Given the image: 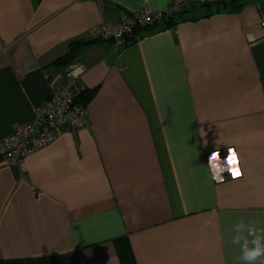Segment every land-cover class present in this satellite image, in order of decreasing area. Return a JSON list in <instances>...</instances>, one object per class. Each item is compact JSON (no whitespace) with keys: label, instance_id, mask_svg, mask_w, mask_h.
<instances>
[{"label":"crops","instance_id":"1","mask_svg":"<svg viewBox=\"0 0 264 264\" xmlns=\"http://www.w3.org/2000/svg\"><path fill=\"white\" fill-rule=\"evenodd\" d=\"M173 1L0 0V141L35 119L73 50L95 91L89 128L0 166V260L237 264L232 226L264 228V0L187 8L127 45L91 34ZM216 141L238 152V180H211Z\"/></svg>","mask_w":264,"mask_h":264},{"label":"built area","instance_id":"2","mask_svg":"<svg viewBox=\"0 0 264 264\" xmlns=\"http://www.w3.org/2000/svg\"><path fill=\"white\" fill-rule=\"evenodd\" d=\"M225 1L175 0L165 11L154 10L146 2L141 11L98 25L91 34L98 41L112 42L115 46L127 45L139 30L161 29L169 15H177L193 6L215 5ZM260 27L264 29V16ZM85 74V66L77 60L67 66L62 85L51 87V96L37 108L35 119L31 123L18 125L0 141V166L19 167L27 158L53 144L63 132L90 127L89 104L82 102L86 89L81 80ZM46 78L49 80V77Z\"/></svg>","mask_w":264,"mask_h":264},{"label":"clouds","instance_id":"3","mask_svg":"<svg viewBox=\"0 0 264 264\" xmlns=\"http://www.w3.org/2000/svg\"><path fill=\"white\" fill-rule=\"evenodd\" d=\"M200 135L203 136L202 131ZM216 144V149L211 152L207 160L211 180L217 184H223L225 173L232 181L238 180L244 172L235 147L229 146L227 141L223 143L216 141ZM221 144L228 145L226 155L223 157L219 147ZM230 231L233 233L230 237L231 244L239 248L237 264H264V228H257L255 221L246 223L241 218Z\"/></svg>","mask_w":264,"mask_h":264},{"label":"trees","instance_id":"4","mask_svg":"<svg viewBox=\"0 0 264 264\" xmlns=\"http://www.w3.org/2000/svg\"><path fill=\"white\" fill-rule=\"evenodd\" d=\"M235 1L236 0H227L221 4L202 5V6H193V7L194 8L195 7H202L204 9L208 10L207 15H210L211 14V8H218L217 11H219V9H221L222 6H224V8H225L228 4H233ZM182 12H180L177 15L176 14L175 15H169L167 17V20L165 21L164 26L161 27L162 30L170 29L174 25H176L177 18ZM73 54H74V50H73V53H71L67 57H65V60H66L65 64L69 65L72 61H74ZM60 62L63 63L62 60ZM94 94H95V91H87L82 97V102L83 103H90ZM71 261H72L71 264H80L76 254H73V253L68 254V255H56V256L37 258V259L0 260V264H69V262H71Z\"/></svg>","mask_w":264,"mask_h":264},{"label":"rangeland","instance_id":"5","mask_svg":"<svg viewBox=\"0 0 264 264\" xmlns=\"http://www.w3.org/2000/svg\"><path fill=\"white\" fill-rule=\"evenodd\" d=\"M72 263V261L71 262H69V264H71Z\"/></svg>","mask_w":264,"mask_h":264}]
</instances>
